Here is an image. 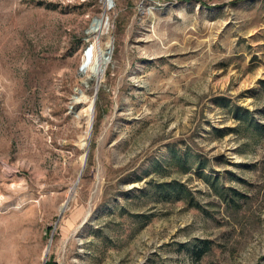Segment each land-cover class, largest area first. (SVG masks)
Masks as SVG:
<instances>
[{
  "label": "rangeland",
  "instance_id": "374dc122",
  "mask_svg": "<svg viewBox=\"0 0 264 264\" xmlns=\"http://www.w3.org/2000/svg\"><path fill=\"white\" fill-rule=\"evenodd\" d=\"M108 1L0 0V264H264V0Z\"/></svg>",
  "mask_w": 264,
  "mask_h": 264
},
{
  "label": "bare ground",
  "instance_id": "6f19581e",
  "mask_svg": "<svg viewBox=\"0 0 264 264\" xmlns=\"http://www.w3.org/2000/svg\"><path fill=\"white\" fill-rule=\"evenodd\" d=\"M111 2L106 0V10L110 9ZM107 20L105 17L98 18L93 23V26L90 30L91 33L100 34L103 29L107 27ZM111 61V48H101L92 46L89 48L84 56L82 67L87 70L89 73L92 74L93 77L97 79V82L100 83L107 65ZM79 99V98H78ZM86 99V97H85ZM87 108V107H86ZM86 115L88 117V125L86 128V134L85 137L81 139V146L84 148L88 147L91 133H92V127H93V121H94V106H93V99L90 101V105L87 109H85ZM86 159L85 155L83 156V165L85 164Z\"/></svg>",
  "mask_w": 264,
  "mask_h": 264
},
{
  "label": "trees",
  "instance_id": "16d2710c",
  "mask_svg": "<svg viewBox=\"0 0 264 264\" xmlns=\"http://www.w3.org/2000/svg\"><path fill=\"white\" fill-rule=\"evenodd\" d=\"M207 245H208V242H205L204 244L201 245L202 248H200V249H202V250L199 251V250H197L198 247H196V248L192 251V253H193L195 256H197V257H201L204 253H206V252L209 250V247L207 248ZM47 264H55V263H53V262H49V263H47Z\"/></svg>",
  "mask_w": 264,
  "mask_h": 264
},
{
  "label": "water",
  "instance_id": "95a60500",
  "mask_svg": "<svg viewBox=\"0 0 264 264\" xmlns=\"http://www.w3.org/2000/svg\"><path fill=\"white\" fill-rule=\"evenodd\" d=\"M95 101V100H94ZM93 104H94V102H93ZM85 159H87V155H85Z\"/></svg>",
  "mask_w": 264,
  "mask_h": 264
}]
</instances>
